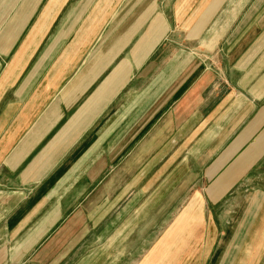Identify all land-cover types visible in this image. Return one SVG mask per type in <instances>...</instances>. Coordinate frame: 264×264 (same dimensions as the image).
Returning <instances> with one entry per match:
<instances>
[{"label":"crops","instance_id":"crops-1","mask_svg":"<svg viewBox=\"0 0 264 264\" xmlns=\"http://www.w3.org/2000/svg\"><path fill=\"white\" fill-rule=\"evenodd\" d=\"M0 264H264V0H0Z\"/></svg>","mask_w":264,"mask_h":264},{"label":"rangeland","instance_id":"rangeland-1","mask_svg":"<svg viewBox=\"0 0 264 264\" xmlns=\"http://www.w3.org/2000/svg\"><path fill=\"white\" fill-rule=\"evenodd\" d=\"M229 21H226V24H229L232 20V15H230V17L227 18ZM179 47H184L185 49V46L188 47V49H190L191 47V44H188L186 45L185 42H179ZM183 45V46H181ZM194 50L195 53L196 51L198 53H201V47L200 45L198 46V44H196V42H194ZM187 49V48H186ZM169 197L167 198H164L163 197V201L162 203H166V201H168ZM137 201V199H135V202ZM135 202L133 203L135 205ZM146 203H148V201L146 200ZM151 205V204H150ZM150 205L148 206L150 208ZM132 209V208H131ZM147 216L144 218L146 220V222L142 225V228H141V233L139 232V234H136V236L133 238V244L131 245V248L130 250H132V248L134 247L133 251H143V249L141 250V246L137 244V246L135 247L134 245L136 244V242L138 243V239H143V240H140L139 243H143L144 240L146 239L147 242H150V243H145L146 245L144 246V249H146V251H148L149 248H151L152 246V242L153 241V238L154 237H157L159 234H161L162 232H165V230L167 229L168 227V224H169V221H170V218H171V214L169 213H162V214H155L154 213H150L149 215L146 214ZM126 216H130L129 213L126 215ZM127 218V217H126ZM155 222H156V225H155ZM156 226V228H155ZM157 232V233H156ZM156 233V234H155ZM150 238V239H149ZM143 248V247H142Z\"/></svg>","mask_w":264,"mask_h":264}]
</instances>
